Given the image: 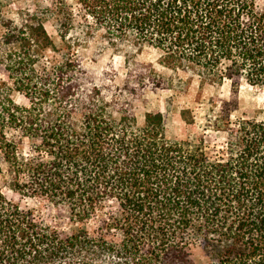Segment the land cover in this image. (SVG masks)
<instances>
[{"label": "trees", "instance_id": "1", "mask_svg": "<svg viewBox=\"0 0 264 264\" xmlns=\"http://www.w3.org/2000/svg\"><path fill=\"white\" fill-rule=\"evenodd\" d=\"M74 3L77 14L66 0L29 11L0 37V70L29 103L0 88V174L53 212L46 223L0 192V264H264V108L232 120V104L210 102L196 140L168 138L162 112L138 126L133 110L142 80L151 91L244 82L264 97V0ZM91 42L124 57L122 86L74 58ZM145 47L170 76L136 62ZM47 50L60 60L41 64Z\"/></svg>", "mask_w": 264, "mask_h": 264}, {"label": "rangeland", "instance_id": "2", "mask_svg": "<svg viewBox=\"0 0 264 264\" xmlns=\"http://www.w3.org/2000/svg\"><path fill=\"white\" fill-rule=\"evenodd\" d=\"M56 0H0V37L5 32L4 25L9 21H19L29 11H41L45 6H52ZM72 6L73 11L77 14L74 0H66ZM54 19L44 23L45 29L52 40L58 45L57 34L53 27ZM79 16H76V22ZM5 52V47L0 43V54ZM74 58L79 60L82 65L90 72L99 76L106 72L109 82L117 86H122L126 77L127 68L124 57L114 54L111 49H99L96 42L87 45L78 46L74 51ZM159 52L155 49L145 47L135 57L136 62L151 65L157 74L168 77L171 71L162 68L158 64ZM60 53L58 51L47 50L42 63L59 61ZM182 80L185 81V75L179 73ZM2 83L7 88L2 87ZM0 88L8 95L15 104L19 106H28V100L21 92L15 91L12 82L0 70ZM137 88L133 110L135 113L136 123L138 126L143 124L144 114L146 112H162L166 119V135L170 139H189L196 140L204 133V126L207 117L210 116V102L213 105H219L220 101H227L235 108L231 112V119L235 120L240 117H252L258 110L264 108V97L254 88L240 82L237 86H232L229 81H224L221 85H204L198 86L196 78H193L188 90L159 89L151 91L148 88L147 80L136 82ZM4 88V89H3ZM220 109V108H218ZM215 108V111H218ZM114 117L118 118L119 113L114 109ZM215 114V113H214ZM4 123L3 134L6 138L16 140L19 143V149L22 153L29 152L30 144L27 140L19 137V132L8 127ZM209 134L208 143L213 141L220 146L224 139L223 134L219 132L207 131ZM4 169V167H3ZM8 176L0 174V192L6 199L17 204L25 210H32L37 218L43 219L46 223H52L53 212L50 210L48 203L39 198L31 197L27 193L13 191L8 186ZM61 228L69 229L68 224H60ZM90 231L93 230L92 222L87 225ZM198 251H194V258L200 259Z\"/></svg>", "mask_w": 264, "mask_h": 264}]
</instances>
